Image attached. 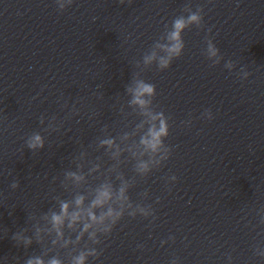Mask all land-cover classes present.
I'll use <instances>...</instances> for the list:
<instances>
[{
	"label": "clouds",
	"instance_id": "1",
	"mask_svg": "<svg viewBox=\"0 0 264 264\" xmlns=\"http://www.w3.org/2000/svg\"><path fill=\"white\" fill-rule=\"evenodd\" d=\"M69 3H72V0H69ZM63 7V5H61ZM202 17L198 12H191L187 18L179 17L173 21L172 24V31L168 34V40L171 41L170 46H164V45H158L160 47H165L168 57L167 58H161L159 61V67L161 70L167 69L170 64L171 60L173 58H178L182 55L184 50V41L182 38V32L188 28L190 25H199L201 23ZM209 51L211 55H216V49L210 44L209 45ZM155 54L152 56L145 57V63H149L153 58ZM247 75V73L245 74ZM156 95L155 85L151 83H146L144 81H138L137 86L134 90L133 100L131 101L133 104L141 106V108H146L147 105L151 103V97H154ZM208 113L209 119H211V112L206 111ZM152 120H158V127L156 125H152L147 133L146 137L141 138V144H143L146 149H150L152 152H157L161 148L164 147V139L168 137L169 135V125L168 120L163 112L155 113L154 115H151ZM102 143L105 144H112L111 140L102 141ZM28 147L35 149L37 147H43V140L40 135L36 134L34 135L31 140L28 143ZM167 157H162V159H166ZM139 171H147L148 170V164L146 162H141L138 165ZM69 176L75 178L76 180H80L81 177L77 176L75 173H68ZM172 180H176L177 178L175 176L171 177ZM13 187H16V184L12 185ZM126 185L122 186L118 190V196L117 199L121 201L127 202L129 200L128 196L126 195ZM112 197V190L108 186L102 187L100 190H98L97 195L95 198L91 201V204L89 208L87 209V216L91 219L92 223L96 224H103L106 217L111 218V224L107 225L103 231L108 232L111 230L112 226H114L123 216V207L124 205L121 204V210L115 211L112 207H107L106 211L97 216L94 214L93 209L97 207H104L106 204L109 203ZM84 198L77 197L75 203L79 207L83 205ZM128 207L131 208L132 205L129 202ZM68 204L62 203L61 204V212L60 214L53 213L52 214V222L54 226L57 228V231L59 233V226L62 225L65 216L68 215ZM140 211L147 215L146 212H144V209L141 208ZM129 216L134 217L135 212H130ZM81 218V212L76 211L71 214V220L73 222L79 220ZM71 227V224L69 225ZM92 225L90 223L85 222L83 224V232H87L88 229ZM83 232L81 235H83ZM90 238L95 237V232L89 233ZM79 239V237H78ZM95 249L89 250V251H82L78 256L74 257L73 264H85V261L89 255H95ZM27 264H44L43 260L39 258L30 259L27 261ZM49 264H61V261L58 259H52L49 261Z\"/></svg>",
	"mask_w": 264,
	"mask_h": 264
}]
</instances>
